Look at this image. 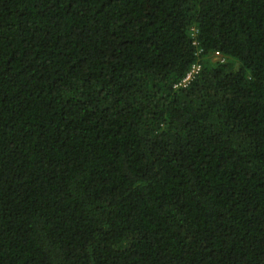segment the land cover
Instances as JSON below:
<instances>
[{"label": "trees", "instance_id": "1", "mask_svg": "<svg viewBox=\"0 0 264 264\" xmlns=\"http://www.w3.org/2000/svg\"><path fill=\"white\" fill-rule=\"evenodd\" d=\"M0 264H264V0H0Z\"/></svg>", "mask_w": 264, "mask_h": 264}, {"label": "built area", "instance_id": "2", "mask_svg": "<svg viewBox=\"0 0 264 264\" xmlns=\"http://www.w3.org/2000/svg\"><path fill=\"white\" fill-rule=\"evenodd\" d=\"M215 57H216V60L223 61L220 53H216ZM201 68H202V63L200 61L195 63L190 68L186 77L183 79V81L178 86H182V87L188 86L194 80V78L200 73Z\"/></svg>", "mask_w": 264, "mask_h": 264}]
</instances>
